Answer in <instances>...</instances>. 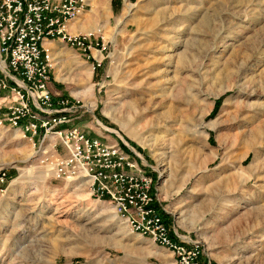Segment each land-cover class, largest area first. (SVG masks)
Wrapping results in <instances>:
<instances>
[{
  "label": "rangeland",
  "instance_id": "374dc122",
  "mask_svg": "<svg viewBox=\"0 0 264 264\" xmlns=\"http://www.w3.org/2000/svg\"><path fill=\"white\" fill-rule=\"evenodd\" d=\"M82 1L77 19L103 16L106 59L92 72L52 42L51 90L84 110L72 123L140 154L167 227L203 264H264V147L250 149L264 139V0ZM41 156L0 126V264H173Z\"/></svg>",
  "mask_w": 264,
  "mask_h": 264
},
{
  "label": "built area",
  "instance_id": "2783aa9c",
  "mask_svg": "<svg viewBox=\"0 0 264 264\" xmlns=\"http://www.w3.org/2000/svg\"><path fill=\"white\" fill-rule=\"evenodd\" d=\"M85 7L82 0H0V126L37 146L56 180L86 178L91 197L111 205L131 233L166 250L173 264H203L200 246L172 235L151 207L154 180L140 154L73 124L83 106L51 90L53 59L45 43L78 50L92 72L106 59L105 45L92 33L68 32ZM7 182L1 172L0 185Z\"/></svg>",
  "mask_w": 264,
  "mask_h": 264
},
{
  "label": "bare ground",
  "instance_id": "6f19581e",
  "mask_svg": "<svg viewBox=\"0 0 264 264\" xmlns=\"http://www.w3.org/2000/svg\"><path fill=\"white\" fill-rule=\"evenodd\" d=\"M84 17H87V16H84ZM102 15L101 14H99V15H97V17H91V19H89V20H85L84 22H82V19L81 18H79V19H75V20H77V22H76V24H74V25H72V23H70L69 24V26H70V29H69V26H68V32L71 34V35H74V34H77V33H79V32H82V33H85V34H89V33H96V32H98V30H99V27H100V25H99V27H98V25H97V23H98V20H99V18L100 19H102ZM84 19V18H83ZM100 30H101V28H100ZM105 34V33H104ZM46 44V46L49 48V49H51L50 48V46H53L52 45V43L51 42H49V43H45ZM49 44V45H48ZM90 90V89H89ZM87 92L88 91H84L83 93H81V95H84V94H87ZM91 92V90L89 91V93ZM214 125V124H213ZM212 124H210V125H208L209 126V128H214V126H213ZM254 134V133H253ZM255 134H260L259 133V130L258 131H256L255 132ZM256 136V135H255ZM258 143V147H260V146H262V147H264V139L263 140H261V138L259 137L258 139H256V140H253V142L251 143V146H250V149H253V147H257V145H254V144H257ZM227 145H228V143H227ZM229 145H230V147L232 146V141H229ZM234 145V144H233ZM261 147V148H262ZM239 176V175H238ZM240 178H242V176H239V179ZM77 179H80V178H77ZM87 183H88V181H86ZM87 185V184H86ZM99 202V201H98ZM114 209V208H113ZM119 218V217H118ZM120 219V218H119ZM122 221H125V220H122ZM126 222V221H125ZM127 224V223H126Z\"/></svg>",
  "mask_w": 264,
  "mask_h": 264
},
{
  "label": "trees",
  "instance_id": "16d2710c",
  "mask_svg": "<svg viewBox=\"0 0 264 264\" xmlns=\"http://www.w3.org/2000/svg\"><path fill=\"white\" fill-rule=\"evenodd\" d=\"M7 177L9 178V176L7 175ZM152 193L154 194L155 193V189L152 190ZM152 208H155L158 212V214L160 215V217L162 218V221L163 223L168 226V220H166V218H168V215L165 214L161 209L160 207L158 206V204L156 202H154L152 205H151Z\"/></svg>",
  "mask_w": 264,
  "mask_h": 264
},
{
  "label": "crops",
  "instance_id": "0c3cea01",
  "mask_svg": "<svg viewBox=\"0 0 264 264\" xmlns=\"http://www.w3.org/2000/svg\"><path fill=\"white\" fill-rule=\"evenodd\" d=\"M69 29H70V26H69ZM49 45V44H48Z\"/></svg>",
  "mask_w": 264,
  "mask_h": 264
}]
</instances>
